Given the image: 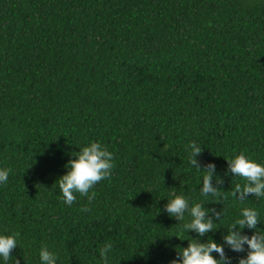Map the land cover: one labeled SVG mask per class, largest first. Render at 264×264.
Instances as JSON below:
<instances>
[{
  "label": "trees",
  "instance_id": "16d2710c",
  "mask_svg": "<svg viewBox=\"0 0 264 264\" xmlns=\"http://www.w3.org/2000/svg\"><path fill=\"white\" fill-rule=\"evenodd\" d=\"M91 142L115 168L68 206L56 181ZM192 142L220 197L200 194ZM240 153L264 165V0H0V234H19L7 264H41L44 245L56 264H104L109 242L108 264H170L189 238L223 245L244 207L264 231V197L231 194ZM173 195L222 211L217 229L185 232L188 214L164 211ZM224 247L231 264L247 255Z\"/></svg>",
  "mask_w": 264,
  "mask_h": 264
},
{
  "label": "clouds",
  "instance_id": "9594fccd",
  "mask_svg": "<svg viewBox=\"0 0 264 264\" xmlns=\"http://www.w3.org/2000/svg\"><path fill=\"white\" fill-rule=\"evenodd\" d=\"M189 164L197 170H203V183L200 189L202 196L220 197V190L212 183L215 174V164L208 163L203 168L197 162L202 148L195 142L189 144ZM227 167L234 177H239L243 184L237 183L232 191V196L243 202L248 199L249 194L256 198L264 197V165L247 157L244 153L226 159ZM68 171L60 176L56 183L63 202L72 206L77 200V194L87 197L91 202L96 197L94 187L103 180L110 179L115 168L113 153L106 146L99 142H91L83 146L65 165ZM11 169H0V184H6ZM219 183V180H217ZM204 204L195 203L190 206L188 198L182 195H173L164 206V211L177 221L185 220L187 213L190 220L183 225L185 232L191 231L199 237L206 233L214 232L216 223L213 216L220 220L222 211L206 209ZM88 211L87 208L81 209ZM260 222V213L251 207H244L241 210L240 218L236 219L227 229V234L222 237L224 244L208 239L206 242H199L197 239H188V244L177 252V259L170 264H231V257L225 253L226 245L233 252H247V255L240 258L238 264H264V231H257V224ZM254 230L252 235L242 233V229ZM18 233L4 235L0 234V258L7 264L12 259L11 253L18 246ZM245 246H247L245 248ZM113 251L111 242L104 244L100 249V257L104 264H108L110 253ZM218 254L219 259L212 253ZM41 264H56L57 256L48 250L44 245L39 251ZM14 264H19L15 261Z\"/></svg>",
  "mask_w": 264,
  "mask_h": 264
}]
</instances>
